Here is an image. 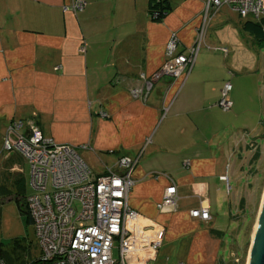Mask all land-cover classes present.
I'll use <instances>...</instances> for the list:
<instances>
[{"label":"crops","instance_id":"obj_1","mask_svg":"<svg viewBox=\"0 0 264 264\" xmlns=\"http://www.w3.org/2000/svg\"><path fill=\"white\" fill-rule=\"evenodd\" d=\"M75 1L0 0V148L12 121L34 120L47 138L77 146L96 175L121 173L118 160L129 156L137 161L131 252L159 242L155 257L143 254L151 264H223L225 192L231 196L264 140L255 136L264 121V41L228 7L206 20L207 0H169L159 23L151 0H82L85 10L66 11ZM200 28L187 78L154 80L170 37L177 34V53L187 54ZM226 82L233 86L228 112L218 106ZM9 156L0 173L13 180L12 172L22 173L17 159H26ZM169 178L180 200L161 211ZM201 207L210 221L191 216Z\"/></svg>","mask_w":264,"mask_h":264},{"label":"built area","instance_id":"obj_2","mask_svg":"<svg viewBox=\"0 0 264 264\" xmlns=\"http://www.w3.org/2000/svg\"><path fill=\"white\" fill-rule=\"evenodd\" d=\"M222 5H229L244 20H264V0H208L205 19ZM86 6L85 1L76 0L65 10L77 13ZM200 31L199 42L187 54L177 53L180 40L176 34L171 36L166 48L168 59L154 80L164 76L173 80L187 78L204 37V29ZM146 83L150 90L152 81ZM232 89V83L226 82L221 92L218 106L225 112L233 108ZM133 94L138 97L139 91ZM7 130L6 149L22 154L31 166L34 194L27 203L34 219L37 259L45 264H117L113 250L118 241L120 262L129 264L127 254L133 250L128 244L131 232L127 220L134 213L129 196L135 186L132 175L137 161L129 156L120 157L117 166L123 170L121 173L108 170L99 176L82 158L77 146L47 138L34 120H14ZM190 164L187 160L184 166ZM169 180L158 205L161 211L168 207L176 210L179 204L178 186L173 179ZM191 215L202 221L212 219L210 211L203 207L192 210ZM160 246L161 243L153 242L149 249L156 253ZM0 264L6 263L0 259Z\"/></svg>","mask_w":264,"mask_h":264},{"label":"rangeland","instance_id":"obj_3","mask_svg":"<svg viewBox=\"0 0 264 264\" xmlns=\"http://www.w3.org/2000/svg\"><path fill=\"white\" fill-rule=\"evenodd\" d=\"M224 7H228L234 11L233 8L229 7V5H222L218 11L213 14L210 13L208 18L217 15ZM206 11L207 3L205 13ZM236 14L239 22L247 21L244 20L237 12ZM202 28H200V30ZM200 30L198 31V38H201ZM176 36L179 41V36L177 34ZM259 53L264 60V46L259 49ZM147 80L149 79L144 78L145 84H147ZM7 131L8 130L6 129L2 138L3 149L0 148V162H3V164H6L4 162H12L13 159L9 156L12 152L8 151L5 145ZM262 134H264V126H262L259 131H256L255 136ZM261 144V153L259 152L260 157H256L258 154L256 151L254 153V157H252L249 162H244L243 168L245 177L241 176L239 180L237 179V181H234L233 184L231 183V186L233 187L231 196L225 192V196L227 197V207L223 209L224 213L221 212V214L223 213L224 219L222 222L224 226V244L220 252L221 260L224 262L223 264H249L250 261L252 244L254 241V232L257 227V223L260 220V213L264 206V140ZM17 162L22 170L21 174L26 181V196H30L34 191L31 187V166L22 158H18ZM18 173L20 172H12L11 176L14 177ZM1 180L2 177L0 173V185ZM1 200L2 196L0 193V201ZM17 241L21 242V245L28 249V251L30 250L32 254V258L30 256H24V258L22 257L23 261L30 262L31 260L38 258L39 248L37 246L35 230L28 222L27 217H23L21 215L16 203L14 202L0 205V246L7 252H12ZM128 244H130L129 241ZM149 252V248H147L146 252L138 254V256L134 255L135 252H128L127 257L131 260V262L133 260L139 261V264H151L152 255L155 257L154 252L152 255L150 253L151 257L143 258V254H149ZM113 257L117 261V264H121L118 241L115 243Z\"/></svg>","mask_w":264,"mask_h":264},{"label":"trees","instance_id":"obj_4","mask_svg":"<svg viewBox=\"0 0 264 264\" xmlns=\"http://www.w3.org/2000/svg\"><path fill=\"white\" fill-rule=\"evenodd\" d=\"M171 9L172 8L169 0L150 1L149 13L154 22H162L171 11ZM244 29L252 33L259 41H264V20H262L261 22L247 20L244 24ZM256 157H260L259 152ZM1 177L2 180L0 185V193L2 196V200L0 201V205H4L10 202L16 203L21 215L23 217H27L28 222L32 226H34V219L27 203V199L29 196H26V181L23 178L22 174L14 176L13 180L6 177L3 173H1ZM21 244V242L17 241L12 252H7L0 246V259L4 260L6 264H27L28 262L23 261L22 257L24 258V256H30L32 258V254L30 250L28 251V249L23 247ZM30 264L45 263L36 258L33 261H30Z\"/></svg>","mask_w":264,"mask_h":264},{"label":"water","instance_id":"obj_5","mask_svg":"<svg viewBox=\"0 0 264 264\" xmlns=\"http://www.w3.org/2000/svg\"><path fill=\"white\" fill-rule=\"evenodd\" d=\"M255 241V256L252 264H264V210L260 216L259 230Z\"/></svg>","mask_w":264,"mask_h":264},{"label":"bare ground","instance_id":"obj_6","mask_svg":"<svg viewBox=\"0 0 264 264\" xmlns=\"http://www.w3.org/2000/svg\"><path fill=\"white\" fill-rule=\"evenodd\" d=\"M264 200V199H263ZM264 204V203H263ZM263 208H264V206H263ZM262 208V211H261V213H260V216H262V213H263V209ZM260 219V218H259ZM259 223H260V220L258 221V223H257V227H256V229H255V232H254V241H253V244H252V252H251V256H250V261H249V264H252V262L254 261V256H255V244H256V236H257V234H258V230H259Z\"/></svg>","mask_w":264,"mask_h":264},{"label":"clouds","instance_id":"obj_7","mask_svg":"<svg viewBox=\"0 0 264 264\" xmlns=\"http://www.w3.org/2000/svg\"><path fill=\"white\" fill-rule=\"evenodd\" d=\"M252 21V20H251Z\"/></svg>","mask_w":264,"mask_h":264}]
</instances>
